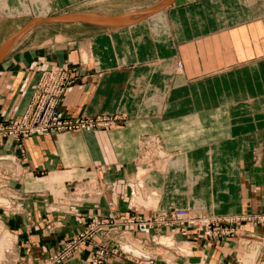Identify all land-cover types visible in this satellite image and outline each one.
Segmentation results:
<instances>
[{"label":"crops","instance_id":"0c3cea01","mask_svg":"<svg viewBox=\"0 0 264 264\" xmlns=\"http://www.w3.org/2000/svg\"><path fill=\"white\" fill-rule=\"evenodd\" d=\"M64 15L107 24L42 21ZM68 67L80 73L59 112L125 123L20 145L0 139V196L13 208L0 207L14 243L8 264H41L92 219L136 210L264 214V0H0V121L20 118L44 71ZM152 140L165 159L147 152ZM148 157L158 171L133 200L156 207L132 200L129 209L126 183ZM170 233L131 228L125 240L149 251L153 235ZM173 235L187 252L178 248L174 264H264V227L244 223L213 244ZM92 249L64 264H90ZM149 254L106 264H173Z\"/></svg>","mask_w":264,"mask_h":264},{"label":"built area","instance_id":"2783aa9c","mask_svg":"<svg viewBox=\"0 0 264 264\" xmlns=\"http://www.w3.org/2000/svg\"><path fill=\"white\" fill-rule=\"evenodd\" d=\"M77 68L46 70L42 73L26 111L15 121H0V139L20 145L27 137L50 136L64 132H92L100 129H111L125 121L121 116L69 118L58 111V105L67 89L79 77ZM155 149H163L159 141H153ZM134 189V195H135ZM252 221L264 224V215L248 217H209L183 209L156 212L138 224L141 233L150 235L155 227L173 226L177 233L186 237L191 232H199V238L209 244L225 239L236 229L227 224ZM123 252L124 248L122 249ZM116 253V252H115ZM126 254V253H125ZM108 252L101 250L93 264H105Z\"/></svg>","mask_w":264,"mask_h":264},{"label":"rangeland","instance_id":"374dc122","mask_svg":"<svg viewBox=\"0 0 264 264\" xmlns=\"http://www.w3.org/2000/svg\"><path fill=\"white\" fill-rule=\"evenodd\" d=\"M69 68H77V67H68L67 69ZM124 123L125 121L123 122V124L119 126L124 125ZM146 146L147 148L149 146L151 149V150H148L147 152L153 151L155 153V156L159 158L157 159L158 161L160 159H165L167 157L165 154H160V151H163V150H161L160 148L155 149V145L153 142L151 143V145H148L147 143ZM145 162H147L145 163V169L143 168L141 170H137L135 174L133 175V177H131L126 183L127 188L130 191L129 209H130V204L132 200L135 199L136 195L138 194L139 186L143 185L147 190H149L148 187H146V185L144 184V177L147 175V173H149V171H155V170L158 171V169H155V161L149 164L151 160L148 157L146 158ZM167 167L168 166L165 165L162 167L161 170L166 171ZM134 189L136 191L135 195H134ZM141 192L142 191H140V193ZM133 204L135 207H145V206H142L144 205L143 202H134L133 200ZM0 207L8 211L13 210L12 204L7 199L1 196H0ZM152 207H156V206H152ZM152 207H145V208H152ZM187 211H190V210H187ZM193 213H196V214L198 213L203 216H208L207 214L203 212H193ZM261 215H264V214H261ZM148 217L149 216H145L142 212H139L136 210L135 212H133V215H130V216L128 215L127 217H121V219H119L120 221L119 220L117 221L116 218L113 219L110 217L92 219L90 222H88L86 227L82 228L81 231L77 233L76 235L68 238L60 249L52 252L51 255L47 259H45V261L42 262L41 264H64L67 260L71 259L76 252L80 251L82 248L87 247L89 245H92L93 247L91 251L92 260L90 261V264H93V261L95 260V258L99 257V252L101 250L108 252L105 264L107 263L111 255H117L123 258H138V259L143 260V259H147L150 257L149 252L152 253V256L164 258L168 260L169 262H173L174 264L175 257L177 255L176 250L178 251V248H181L178 252L180 254L181 253L186 254L187 252L185 250V247H182L179 245L177 246L176 241L173 238L174 236L173 234L177 232V230L173 226L156 227V228L170 229L171 233L168 235H161V236L153 235L151 240L148 243V245L149 244L152 245V250L150 249L148 251L145 245L142 244V241L140 242L130 241V243L126 242L125 240L126 232L129 231V229L134 228L139 233H141L138 228V224ZM209 217H215V216H209ZM224 217L232 218V217H238V216L236 215V216H224ZM0 221H2L1 218H0ZM244 223H251L252 225L264 227V224H256L252 221H241L237 224L236 223L227 224L226 226L228 228L236 229L237 232L236 234L232 233L230 236L225 237V239L236 238L238 236V228L240 227L241 224H244ZM199 234L200 233L197 232L196 234H190L188 236L193 237V238L194 236H196L197 238H199ZM112 239H114V242H116L117 246L116 245L113 247L109 246ZM225 239H222V240H225ZM123 248L125 252L122 251ZM129 249L137 251L140 254V256L133 254L132 252L129 251ZM9 258H8V261H6L4 264H8L10 262Z\"/></svg>","mask_w":264,"mask_h":264},{"label":"water","instance_id":"95a60500","mask_svg":"<svg viewBox=\"0 0 264 264\" xmlns=\"http://www.w3.org/2000/svg\"><path fill=\"white\" fill-rule=\"evenodd\" d=\"M169 2L165 1L161 5H159L157 8L153 9L152 11L147 13V16L154 14L155 12L160 11L163 9ZM42 21H51L53 23H90V24H98V25H106V20L102 18H96V17H90V16H77V15H64V16H54ZM39 21H36L35 23H38ZM34 23V24H35ZM33 25V24H31ZM28 26L29 27H31ZM27 29V28H26Z\"/></svg>","mask_w":264,"mask_h":264},{"label":"bare ground","instance_id":"6f19581e","mask_svg":"<svg viewBox=\"0 0 264 264\" xmlns=\"http://www.w3.org/2000/svg\"><path fill=\"white\" fill-rule=\"evenodd\" d=\"M135 22H136V20H135ZM12 240H13V238L11 239L9 233L5 230V227H3L2 224H0V264H4L6 261H8V257L12 253V244H14V243L11 242ZM9 260H10V258H9Z\"/></svg>","mask_w":264,"mask_h":264}]
</instances>
